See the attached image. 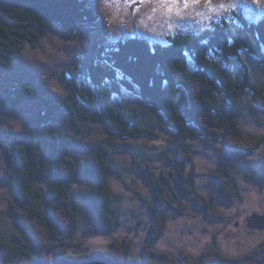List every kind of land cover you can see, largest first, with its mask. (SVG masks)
<instances>
[{"label": "trees", "instance_id": "16d2710c", "mask_svg": "<svg viewBox=\"0 0 264 264\" xmlns=\"http://www.w3.org/2000/svg\"><path fill=\"white\" fill-rule=\"evenodd\" d=\"M235 16L236 21L222 20L202 32L169 36L167 43L128 37L95 45L87 63L68 67L72 89L65 100L23 78L0 79V110L38 95L42 105L30 140L6 145L10 164L5 173L11 215L29 230L38 248L20 234H15V241L0 237V264H264V240L238 255L225 253L216 239L198 256L179 258L157 250L154 243L167 228L165 215L155 219L148 241L135 254L133 241L115 234L123 219L111 187V174H122L114 145L102 141L79 157L74 154V137L41 132L63 111L80 130L78 116L123 138L158 137L157 123L144 122L142 113L126 101L124 91L137 93L164 117L174 132L172 140L183 141L170 157L176 165L172 175L158 171L143 152L135 154L134 163L154 193L152 210L159 215V207L168 205L185 214L187 200L208 216L224 218L200 190L195 152L186 141L204 138L246 152L264 146V135L251 134L243 125L248 95L255 106L264 108V81L254 78L245 58L258 59L264 66V17L255 22L243 12ZM101 20L90 0H0V70L12 67L27 46L38 47L56 23L67 37L76 38L82 25L95 27ZM260 173L264 182V165ZM213 175L221 198L231 205L242 189L238 171L227 164ZM80 176L96 183L91 190L96 224L90 230L112 236L103 250H89L80 237L82 203L73 193Z\"/></svg>", "mask_w": 264, "mask_h": 264}, {"label": "rangeland", "instance_id": "374dc122", "mask_svg": "<svg viewBox=\"0 0 264 264\" xmlns=\"http://www.w3.org/2000/svg\"><path fill=\"white\" fill-rule=\"evenodd\" d=\"M90 2L102 15L98 26L82 25L77 37L69 38L63 33L60 24H54L52 29L45 31L38 47L27 46L12 67L0 70V79L23 78L35 86H42L55 99L65 100L72 89L68 67L78 62L87 63L95 45L111 44L128 37H146L153 42L167 43L168 37L177 33H198L222 20L236 21L235 15L239 12L247 14L255 22L264 17V0H188V7H184L185 0ZM245 58L254 78L263 82L264 66L258 59ZM124 95L130 107L142 113L144 122L151 124L154 120L157 123L158 137L123 138L103 124L78 116L80 130L63 111H60L54 123L41 127L44 135L59 132L74 137V154L79 157L85 156L102 141L107 140L114 145V154L120 160L122 172L111 174L116 206L123 219L116 236L131 239L134 253H139L148 241L155 219L165 215L166 231L154 243V247L179 258L186 254L198 256L210 248L215 239L218 246L230 255L250 251L263 241L264 229L250 231L246 223L253 213H264V182L259 178L264 165V146L257 151L246 152L232 150L222 143L209 142L204 138L187 140L195 152L200 190L224 213V218L208 216L187 200V213L180 214L164 205L159 207L157 215L151 207L155 200L153 190L134 163L135 154L143 152L158 171L164 170L172 175L176 165L170 157L174 158L177 145L183 141L172 140L174 132L166 125L164 117L137 93L124 91ZM244 107L243 125L246 131L264 135V108L255 106L250 101V95L246 97ZM41 108L38 95L18 107L0 110V237L15 241V234H20L34 250L38 246L32 234L11 215V192L5 182L6 169L10 164L6 156V145L17 140H30ZM227 164L236 168L242 186L240 195L231 205H227L221 198L218 181L213 175L219 166ZM250 175L256 177L251 178ZM95 186L93 178L80 176L74 182L73 193L82 203L80 237L90 246L89 250H103L109 246L112 236L99 230H90L96 224L91 203V190ZM238 222H242L239 227Z\"/></svg>", "mask_w": 264, "mask_h": 264}, {"label": "water", "instance_id": "95a60500", "mask_svg": "<svg viewBox=\"0 0 264 264\" xmlns=\"http://www.w3.org/2000/svg\"><path fill=\"white\" fill-rule=\"evenodd\" d=\"M247 225L251 229H264V213L255 212L247 218ZM80 251H87V249H81Z\"/></svg>", "mask_w": 264, "mask_h": 264}, {"label": "flooded vegetation", "instance_id": "af4514ba", "mask_svg": "<svg viewBox=\"0 0 264 264\" xmlns=\"http://www.w3.org/2000/svg\"><path fill=\"white\" fill-rule=\"evenodd\" d=\"M240 225H242V222H238V223H237V226H238V227H239ZM246 227H248L247 223H246ZM248 228H249V227H248ZM249 229H250V231H251V230H257V229H251V228H249Z\"/></svg>", "mask_w": 264, "mask_h": 264}, {"label": "snow or ice", "instance_id": "6c2138e0", "mask_svg": "<svg viewBox=\"0 0 264 264\" xmlns=\"http://www.w3.org/2000/svg\"><path fill=\"white\" fill-rule=\"evenodd\" d=\"M184 7H188V0H185ZM171 10V9H169Z\"/></svg>", "mask_w": 264, "mask_h": 264}]
</instances>
